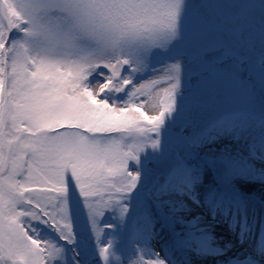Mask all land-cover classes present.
Instances as JSON below:
<instances>
[{"label":"snow or ice","instance_id":"6c2138e0","mask_svg":"<svg viewBox=\"0 0 264 264\" xmlns=\"http://www.w3.org/2000/svg\"><path fill=\"white\" fill-rule=\"evenodd\" d=\"M218 83L253 102L197 129ZM241 182L264 189V0H0V264H264Z\"/></svg>","mask_w":264,"mask_h":264},{"label":"rangeland","instance_id":"374dc122","mask_svg":"<svg viewBox=\"0 0 264 264\" xmlns=\"http://www.w3.org/2000/svg\"><path fill=\"white\" fill-rule=\"evenodd\" d=\"M252 102L253 101H251L248 97H246L242 92H240L238 89H235L233 86L229 85L228 83L213 84L209 88L208 108L196 118L198 121L196 128L199 129L200 127L203 126L204 122L212 119L214 115L216 114L217 110L244 108L246 104H249ZM254 103L256 107L258 108L260 104V98H259L258 93H257ZM149 114H154V113L151 110H149ZM191 131H192L191 127L186 129L185 135H188ZM226 142H228L227 139H222L218 143L222 144ZM192 151L202 155L206 151V148H196V149H192ZM240 186L242 187L246 186L249 189L260 187L258 183L256 185H253L247 182H241ZM259 189L262 190V193L264 192V189H262L261 187ZM261 198L264 199V196H261ZM256 204H255V209L257 207ZM217 225L221 228L224 227V223L223 224L217 223ZM106 230L110 231V229H106ZM221 233L227 235V233L223 229ZM160 238L162 241L165 242V238L163 236ZM157 244H158L157 239H154L152 241L153 248L155 251L158 252V254L161 257H163V254H162L163 252L160 251Z\"/></svg>","mask_w":264,"mask_h":264},{"label":"bare ground","instance_id":"6f19581e","mask_svg":"<svg viewBox=\"0 0 264 264\" xmlns=\"http://www.w3.org/2000/svg\"><path fill=\"white\" fill-rule=\"evenodd\" d=\"M259 188L260 187L249 189L248 187L243 186V189H244L243 192H245V190H247V192L249 194L256 193L257 195L264 196V192L262 193V190L259 189ZM209 219H210V217H209ZM221 232H222L221 227H219L217 225V223H216L215 226H214V228L212 229V235L215 237L216 241L218 242V244L221 247H223L225 244H231V245H233L232 251H235L237 248H242L241 245L239 246V244H238V246H237V245H235L234 243L231 242L232 239H233V237L235 239L239 240L238 231L233 232L232 230L229 229V227L227 225L226 226V233H228V234L227 235L226 234H222ZM157 241H158V244L157 245H158V247L160 249L161 248V245L164 243V241H162L161 238L157 239ZM239 243H240V241H239ZM231 254H232V252H229L228 253V255H231ZM218 259H220V258H218V257H211V256L200 257V256H196L194 254L191 256L192 264H216V261Z\"/></svg>","mask_w":264,"mask_h":264}]
</instances>
